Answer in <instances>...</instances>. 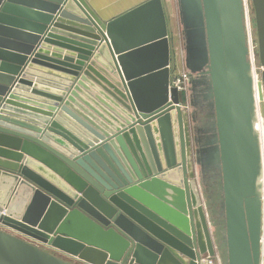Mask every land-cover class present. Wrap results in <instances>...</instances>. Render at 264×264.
<instances>
[{
  "label": "water",
  "instance_id": "1",
  "mask_svg": "<svg viewBox=\"0 0 264 264\" xmlns=\"http://www.w3.org/2000/svg\"><path fill=\"white\" fill-rule=\"evenodd\" d=\"M15 1L0 0V224L91 264H207L215 247L192 181L188 116L169 85L162 1L106 23L85 0H20L40 12ZM252 1L264 66V0ZM177 5L191 93L209 108L197 156L218 172L224 262L259 264L264 192L244 0ZM13 13L34 23L16 31ZM0 264L70 263L0 229Z\"/></svg>",
  "mask_w": 264,
  "mask_h": 264
},
{
  "label": "rangeland",
  "instance_id": "2",
  "mask_svg": "<svg viewBox=\"0 0 264 264\" xmlns=\"http://www.w3.org/2000/svg\"><path fill=\"white\" fill-rule=\"evenodd\" d=\"M245 15H246V28L250 47V61L252 65V73L254 77L255 86V96H256V129L259 135V146L262 162V177L261 185L264 190V66L261 64L260 60V43L258 35V26L256 21V14L252 0H245ZM183 28L179 20V16L175 14V25L170 31L168 37V42L170 44V62H169V85L172 86L174 83L180 87L179 91V102L182 107V111L186 112L188 116V127H189V137L191 143V159L192 164V181L196 184L199 193L200 207L204 212V217L206 219L208 235L215 249H224V217L222 210V192L220 180L212 173L204 174L203 165H200L201 155L197 156V151L200 153L201 144L203 142V137L205 134H200L197 136V128L202 126L204 129L206 122L202 117L205 112V102L201 98H194V94L191 93V77L190 73L186 68L185 54L183 49ZM259 94L261 95V100H259ZM203 136V137H200ZM203 149V147H202ZM205 158L207 160V151H204ZM200 156V157H199ZM197 161V163H195ZM210 168L211 166H205ZM211 172V171H210ZM207 175H211L210 180ZM6 212L7 208L0 206V214ZM0 229L10 233L14 236H19L12 231L2 227ZM38 246L50 254L67 261L70 264H91L86 260L74 256L60 249L54 248L52 246ZM223 251V250H222ZM208 255H204L201 259H206ZM222 256V253H221ZM223 256L225 257L224 251ZM223 258V257H222ZM224 260V259H223Z\"/></svg>",
  "mask_w": 264,
  "mask_h": 264
},
{
  "label": "crops",
  "instance_id": "3",
  "mask_svg": "<svg viewBox=\"0 0 264 264\" xmlns=\"http://www.w3.org/2000/svg\"><path fill=\"white\" fill-rule=\"evenodd\" d=\"M149 0H85L89 8L93 11V13L104 23L109 22L128 11L138 7L139 5L147 2ZM162 6L164 9L165 19L167 23V37L170 35V31L175 25V14L177 9V14L179 16L178 11V5L177 0H161ZM3 2L0 3V8L2 7ZM12 5L16 8L20 9H26L28 12H40L38 11V6L35 3L31 2H22V1H15L12 3ZM42 13V12H41ZM7 17L12 20L10 25H13L12 27H15L16 31H21L18 29H24L28 25V23H34L32 18L24 16V15H16L13 14H6ZM180 20V19H179ZM26 25V26H24ZM7 39H10L8 37ZM170 46V44H169ZM220 254L222 253V257L225 260V257L223 256V249L218 248Z\"/></svg>",
  "mask_w": 264,
  "mask_h": 264
},
{
  "label": "built area",
  "instance_id": "4",
  "mask_svg": "<svg viewBox=\"0 0 264 264\" xmlns=\"http://www.w3.org/2000/svg\"><path fill=\"white\" fill-rule=\"evenodd\" d=\"M244 3H245V0H244ZM172 87H175L178 90V92L180 91V87L177 84L174 83ZM3 216H6V212H3L0 214V217H3ZM201 261L203 263L206 262L207 264H225L221 254L216 249L212 257L207 256L206 259L204 258ZM259 264H264V226L262 228L261 239H260V262Z\"/></svg>",
  "mask_w": 264,
  "mask_h": 264
},
{
  "label": "flooded vegetation",
  "instance_id": "5",
  "mask_svg": "<svg viewBox=\"0 0 264 264\" xmlns=\"http://www.w3.org/2000/svg\"><path fill=\"white\" fill-rule=\"evenodd\" d=\"M206 102H205V112H207L208 110H209V108L208 107H206ZM211 171V172H210ZM203 172H204V174H208V173H212V174H214L216 177H217V174H218V172H217V170L215 169V167H214V170H213V168L212 167H210V168H207V167H205V164H204V166H203ZM208 172V173H207ZM208 177V179L210 180V178H211V175H207L206 176V178ZM2 227H4L3 225H2ZM6 229H8V230H10V231H12L13 233H15V234H17V235H20V237L19 238H21V239H23V240H25V241H27V242H29V243H31V244H33V245H35V246H37L38 248H40L39 246H38V244H40V245H44V244H42V243H40V242H38V241H35V240H33V239H30V238H27V237H25V236H23V235H21V234H19V233H17V232H15V231H13V230H11V229H9V228H7V227H5ZM44 246H48V245H44ZM41 249V248H40ZM218 252H219V250L218 249H216ZM49 253V252H48ZM220 253V252H219ZM53 255V254H52ZM202 260V259H201ZM67 262V261H66ZM202 262V261H201Z\"/></svg>",
  "mask_w": 264,
  "mask_h": 264
},
{
  "label": "bare ground",
  "instance_id": "6",
  "mask_svg": "<svg viewBox=\"0 0 264 264\" xmlns=\"http://www.w3.org/2000/svg\"><path fill=\"white\" fill-rule=\"evenodd\" d=\"M263 192H264V190H263Z\"/></svg>",
  "mask_w": 264,
  "mask_h": 264
}]
</instances>
